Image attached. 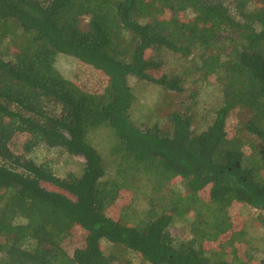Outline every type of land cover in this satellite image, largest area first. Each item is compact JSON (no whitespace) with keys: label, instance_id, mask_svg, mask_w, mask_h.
Masks as SVG:
<instances>
[{"label":"trees","instance_id":"16d2710c","mask_svg":"<svg viewBox=\"0 0 264 264\" xmlns=\"http://www.w3.org/2000/svg\"><path fill=\"white\" fill-rule=\"evenodd\" d=\"M167 52L222 86L202 132ZM61 54L103 83L66 79ZM132 78L186 96L169 126L134 123ZM39 145L83 157L81 173L29 159ZM133 191L143 204L111 217ZM233 205L264 213V0H0V264H264Z\"/></svg>","mask_w":264,"mask_h":264},{"label":"rangeland","instance_id":"374dc122","mask_svg":"<svg viewBox=\"0 0 264 264\" xmlns=\"http://www.w3.org/2000/svg\"><path fill=\"white\" fill-rule=\"evenodd\" d=\"M188 17H192L191 13H187ZM166 62V72L168 74L179 75L188 83V91H192L193 87L199 92V114L194 124L193 130L195 132H202L207 129L212 123L213 112L218 105V101L221 99L222 86L218 82L216 76H202L201 73L197 74L189 72L192 68L191 60L185 59L175 53L167 52L163 54ZM79 60L68 56L67 54H61L57 58L56 67L62 73V75L70 80H78L84 89L91 90L104 81V77H97V73L94 69L82 66L80 67ZM188 73V74H187ZM100 75V74H99ZM130 85L136 95V103L132 113V119L136 125L139 126H151L158 124L162 128L169 126V114L172 109L179 108L186 96L174 94L173 92H167L152 82H142L137 79H130ZM185 97V98H184ZM187 100V98H186ZM171 104V107L169 106ZM102 133V132H100ZM99 134V133H98ZM107 134H101L99 137H93L95 145L104 148L107 144ZM95 146V147H96ZM97 148V147H96ZM37 161L39 164L49 163L55 174L60 177H64L70 173L79 174L82 171V165L85 162L83 157H72L57 148H49L45 145H39L28 157ZM135 198L130 196H123L116 204L109 208V215L115 219H119L122 208L130 205L133 200L139 201L140 195L137 192H132ZM144 207V205H142ZM263 213L258 209H254L250 206L233 205L229 209V214L232 221L236 224V230H244L248 232V240L252 241V244H247L249 250L252 253L260 254L259 257L264 258V228L259 221L260 214ZM264 214V213H263ZM192 223L191 220L181 221L172 227V234L177 240H189L192 237ZM81 240L78 236L71 237L66 242V249L72 255L75 250L80 247ZM131 256V255H126ZM131 258H134L133 255ZM134 260L138 261L134 258ZM136 264H142L137 262Z\"/></svg>","mask_w":264,"mask_h":264}]
</instances>
